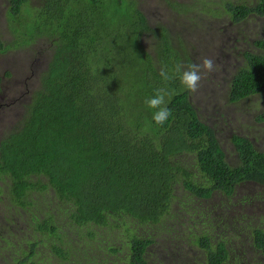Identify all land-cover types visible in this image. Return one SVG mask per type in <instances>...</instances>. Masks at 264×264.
<instances>
[{
  "label": "trees",
  "instance_id": "trees-1",
  "mask_svg": "<svg viewBox=\"0 0 264 264\" xmlns=\"http://www.w3.org/2000/svg\"><path fill=\"white\" fill-rule=\"evenodd\" d=\"M8 1L9 19H21L28 0ZM221 2L234 23L264 18V0ZM40 3L26 37L46 36L53 52L19 129L0 142V264H241L230 233L198 227L192 214L214 194L264 182V152L234 135L229 164L178 75L164 84L162 68L192 63L184 41L174 46L168 28L150 27L136 0ZM27 21L24 13L20 28ZM148 34L158 39L152 52L142 44ZM254 47L232 76L231 103L264 94V36ZM6 49L0 40V54ZM158 88L170 92L162 126L145 105ZM250 239L264 257V229L252 227ZM186 250L194 255L173 259Z\"/></svg>",
  "mask_w": 264,
  "mask_h": 264
},
{
  "label": "rangeland",
  "instance_id": "rangeland-1",
  "mask_svg": "<svg viewBox=\"0 0 264 264\" xmlns=\"http://www.w3.org/2000/svg\"><path fill=\"white\" fill-rule=\"evenodd\" d=\"M236 4L245 3L249 6L255 0H226ZM140 10L146 15L150 27L161 24L168 28L173 45L184 41L181 49L182 58L188 56L192 63H200L203 58L215 61L216 69L211 73H203L198 91L191 93L198 115L203 122L213 128L217 139L229 164L235 165L236 150L230 139L237 135L246 137L259 151L264 152V123L257 120L264 110V94L259 95L262 107L257 110L255 103L258 95L249 96L239 102L231 103L228 100L229 85L232 76L242 66L243 53L256 51L254 41L264 36V18L249 14L239 23H234L224 14L221 0H136ZM169 3L190 5L193 10L186 15L176 14L170 9ZM40 0H28V5L22 9L21 19H9L10 4L8 0H0V40L6 46L0 54V142L9 134L17 132L26 113V106L30 105L34 93L40 90L41 75L46 68L53 52L52 41L46 36L32 38L29 42L26 36L33 29V17L40 5ZM195 9H199L198 11ZM189 8V9H190ZM219 12V13H217ZM24 13L28 18L21 26ZM31 18V19H30ZM19 28V29H18ZM187 30V31H184ZM158 39L151 34L142 37V44L148 52L154 50ZM186 161V160H184ZM219 194H214L211 201L215 209H211L206 216L210 231L217 228L230 233L233 239L231 257L241 264H264V257L256 251L250 239V229L259 227L264 229V182H244L236 186L231 197L234 201L228 204L229 210L224 219L218 211L217 205L221 202ZM5 201V199H3ZM202 205L205 207L208 205ZM0 222L5 216L1 210ZM238 213L239 224L236 223L233 213ZM181 214V213H180ZM192 216L195 218L196 213ZM203 214L199 216L201 220ZM201 227V222L197 223ZM189 232L188 229H184ZM237 231V234H234ZM188 242L186 239L183 243ZM167 245V242L165 246ZM176 245L171 244L170 249ZM235 247V248H234ZM160 252L159 246L151 251ZM242 249V253H240ZM196 252H198L195 249ZM192 251H181L174 256L180 260ZM159 256V255H158ZM161 258V256H160ZM188 264H191L188 261Z\"/></svg>",
  "mask_w": 264,
  "mask_h": 264
},
{
  "label": "clouds",
  "instance_id": "clouds-1",
  "mask_svg": "<svg viewBox=\"0 0 264 264\" xmlns=\"http://www.w3.org/2000/svg\"><path fill=\"white\" fill-rule=\"evenodd\" d=\"M215 61L211 58H203L200 63H190L185 68L184 65L178 64L173 69L162 68L159 75L162 81L167 85L170 81L176 79L177 75L179 78V84L182 90L189 93H195L198 91L200 81L203 78V73H211L215 71ZM174 73V74H170ZM169 97L170 92L167 88H158L152 97L145 100V105L148 109L154 110L152 114V120L156 125L162 126L172 115L171 110L168 108L165 97ZM259 99L255 103L257 110L262 107V100L258 94Z\"/></svg>",
  "mask_w": 264,
  "mask_h": 264
},
{
  "label": "flooded vegetation",
  "instance_id": "flooded-vegetation-1",
  "mask_svg": "<svg viewBox=\"0 0 264 264\" xmlns=\"http://www.w3.org/2000/svg\"><path fill=\"white\" fill-rule=\"evenodd\" d=\"M219 197H220L221 202L217 205V207H218V211H219V212L221 213V215H222V217H219V218H220V219H224L226 216H227V217L230 216V215H227V212H228V210H229V206H228V204H231V201H234V198H233V197L227 198V197H224V196H222V195H220ZM206 204H207V203H206ZM206 204H204V205H206ZM211 204H212V201H211L210 204H207L209 208H208L207 206H205L204 209H203V211H202V208H200V211H201V213L203 214V218H202L201 221H200L201 224H202V222H204V221L206 222V216L210 213V209H213L212 206H211ZM232 215H233V217H234L236 223L239 224V221H238V213L235 212V213H233ZM199 216H200L199 214L196 215L197 218H199Z\"/></svg>",
  "mask_w": 264,
  "mask_h": 264
}]
</instances>
